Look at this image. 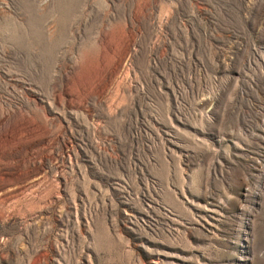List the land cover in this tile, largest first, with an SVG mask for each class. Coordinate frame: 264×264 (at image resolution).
<instances>
[{"label": "rangeland", "instance_id": "1", "mask_svg": "<svg viewBox=\"0 0 264 264\" xmlns=\"http://www.w3.org/2000/svg\"><path fill=\"white\" fill-rule=\"evenodd\" d=\"M0 264H264V0H0Z\"/></svg>", "mask_w": 264, "mask_h": 264}]
</instances>
